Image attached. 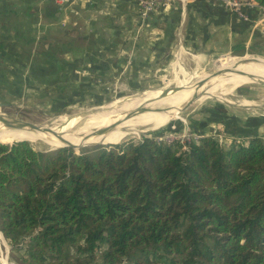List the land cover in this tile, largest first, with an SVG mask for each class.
<instances>
[{
    "label": "trees",
    "instance_id": "obj_1",
    "mask_svg": "<svg viewBox=\"0 0 264 264\" xmlns=\"http://www.w3.org/2000/svg\"><path fill=\"white\" fill-rule=\"evenodd\" d=\"M0 230L23 264H264V138L0 142Z\"/></svg>",
    "mask_w": 264,
    "mask_h": 264
},
{
    "label": "crops",
    "instance_id": "obj_2",
    "mask_svg": "<svg viewBox=\"0 0 264 264\" xmlns=\"http://www.w3.org/2000/svg\"><path fill=\"white\" fill-rule=\"evenodd\" d=\"M243 11L248 18L213 0H167L143 18L139 0H0V93L105 98L157 81L187 54H264V8Z\"/></svg>",
    "mask_w": 264,
    "mask_h": 264
},
{
    "label": "rangeland",
    "instance_id": "obj_3",
    "mask_svg": "<svg viewBox=\"0 0 264 264\" xmlns=\"http://www.w3.org/2000/svg\"><path fill=\"white\" fill-rule=\"evenodd\" d=\"M227 56L239 58H229ZM244 57L252 59L247 63L253 62L255 67H261L262 64H264V54L255 51H249L243 54H219L201 59H198L193 54H187L186 58H175L173 63L160 73L157 81L144 84L142 88L138 90L126 89L118 91L114 90L113 87L110 91V95L105 98H54V93H52L51 96L43 98H39L37 94L36 96L14 98L5 97L3 93H0V116L9 115L34 122L38 126L40 123L48 122V124L54 125V122L62 117H66L64 121L66 125H71L69 119L81 118L87 114L93 115L100 113L97 119L84 125L77 132H71L69 134L94 142L98 141L101 136L106 133L105 131L103 132V129L109 127V133L105 140H114L115 136H117L115 133L118 132L119 124H117V122L121 115L115 114L114 112H109L106 115L104 114L106 110H110L113 105L117 104L115 100L135 96V101L145 102L158 93L159 89H161L160 91H162V89H172L183 83L186 85V88L183 90V94L180 93L179 95L189 96L194 93V89L199 86V82L205 81L204 85L197 92L199 94L209 90V84L213 83L215 80L217 81L218 77L232 72L240 66L247 65L241 62ZM255 58L258 59L254 61ZM217 68L224 70L220 71L222 72L221 74L210 79V75L218 72H215ZM259 72L260 71L256 72V74L253 73V75L258 76L260 74ZM263 79L264 77L246 82H244L245 80L241 81L242 79L235 81L228 87L229 90L225 88L219 91L220 97H208L203 100L196 99L185 109L174 115V117H167L166 115H154L150 118L146 117L143 122L138 124L137 128L133 129L130 133H126V135L116 140V142L120 143L127 140L138 141L144 135H148L156 139L164 138L167 141L180 140L186 145L190 141L199 139L202 134L215 135L222 144L229 146L234 140L248 141L255 135L264 138ZM168 107L176 108L177 106H174L173 102H171L163 108L167 109ZM139 116H144V114H139L137 116L132 115L126 120L127 122H125L123 126L126 123L127 126H129L131 122L137 121ZM4 121L5 120L0 119V125L20 126L18 124H9ZM31 129L34 130L37 128ZM237 130H240L242 134L235 135L239 133ZM28 140L38 150H51L49 147L54 149L62 146L58 144L62 138L57 137L50 138L36 135L27 139V141ZM108 144L111 143L95 145ZM79 145L81 144L79 143L78 146ZM87 146L93 145H86L83 147ZM83 147L74 149L79 151ZM21 249H23L22 245L20 246V250ZM0 264H23L19 251H16L7 243L1 230ZM124 264L127 263L125 262Z\"/></svg>",
    "mask_w": 264,
    "mask_h": 264
},
{
    "label": "bare ground",
    "instance_id": "obj_4",
    "mask_svg": "<svg viewBox=\"0 0 264 264\" xmlns=\"http://www.w3.org/2000/svg\"><path fill=\"white\" fill-rule=\"evenodd\" d=\"M258 58H255L254 61H256ZM245 64V63H244ZM245 66H240L236 68L234 71L223 74L221 77H218V80L214 81L213 83H210V89L202 92V93H197L199 89L204 85V82H199V86H197L194 89V93L189 96H182L179 95L180 93L183 92V90L186 88V85L181 84L178 87L172 88V89H159L158 93H156L154 96L151 97L150 100L145 101V102H138L135 101V96L133 97H128V98H122L115 100L117 102L116 105H113L110 110H106L105 114H108L109 112L112 113L114 112L115 114L121 115L119 121L117 122L118 125V132L115 133L117 136H115V139L113 140H105L106 137L108 136L109 133V127L104 128L103 132L105 131L106 133L101 136V138L98 141L90 142L92 140H85L82 139L78 136H74L72 134H69L71 132H77L81 127H83L86 124H89L91 121L97 119L100 115V113H96L93 115H85L81 118H74V119H69V122L71 125H66L64 123L66 117H62L59 120H56L54 122V125H50L48 123H40L37 127V129H31L33 127L27 126V125H22L18 124L17 125H0V141L4 143H11L17 140H27L29 138H32L36 135L40 136H45V137H50V138H62V140L59 141L58 144L62 146H66L67 144H71L75 146L76 148L81 147L82 145L88 144V143H117L116 140L121 138L122 136L126 135V133H130L133 129L137 128L138 124L140 122H143L146 117L150 118L153 117L154 115H166L167 117H174L178 112L181 111L179 107L187 102L188 100L192 98H196L197 100H203L208 97H220L219 91L223 90L225 88L228 89V87L233 84L235 81L238 80H253V79H258L264 77V64L260 67H255L252 63H247ZM258 66V65H257ZM260 71L259 75H253V73L256 74V72ZM262 71V72H261ZM222 72L218 71L217 73L210 75V79L221 74ZM207 81V80H206ZM188 82V81H187ZM243 82V83H244ZM212 87V88H211ZM229 90V89H228ZM151 91V90H150ZM147 91V92H150ZM227 91V90H226ZM155 92V91H154ZM197 93V94H196ZM183 94V93H182ZM173 102L174 106H177L176 108H163L164 106L168 105L169 103ZM109 105V104H108ZM107 106V105H106ZM148 111V112H143V111ZM94 111V110H93ZM100 111V110H99ZM101 112V111H100ZM90 113V112H89ZM143 115L144 116H139L137 118V121L131 122L129 126H127V123L123 126L126 120L133 116L137 115ZM81 115V114H80ZM78 116V115H77ZM68 117V116H67ZM115 118V117H114ZM156 119V118H155ZM160 119V118H159ZM9 124H17V123H10L8 121H4ZM30 128V129H29ZM105 140V143H104ZM29 141V140H28ZM81 144L78 146V144ZM77 144V145H75Z\"/></svg>",
    "mask_w": 264,
    "mask_h": 264
},
{
    "label": "built area",
    "instance_id": "obj_5",
    "mask_svg": "<svg viewBox=\"0 0 264 264\" xmlns=\"http://www.w3.org/2000/svg\"><path fill=\"white\" fill-rule=\"evenodd\" d=\"M85 0H57L58 3L65 6H74ZM141 3V16L143 18L148 17L151 13H154L158 8L167 0H139ZM216 4H220L231 11L240 14L244 18H248V15L243 11V7L247 6H261L254 0H213ZM264 8V6H261Z\"/></svg>",
    "mask_w": 264,
    "mask_h": 264
},
{
    "label": "water",
    "instance_id": "obj_6",
    "mask_svg": "<svg viewBox=\"0 0 264 264\" xmlns=\"http://www.w3.org/2000/svg\"><path fill=\"white\" fill-rule=\"evenodd\" d=\"M250 60H252V59H248L247 57H244V58H242L241 62L246 63V62H249ZM223 70L224 69L217 68V70H215V72L216 71H223ZM209 74H212V73H209ZM195 100H196V98H192V99L188 100L187 102H185L184 104H182L179 107V109H181V110L185 109L189 104H191ZM0 119L5 120V121H8L10 123H17V124L27 125V126H30V127H33V128H37L38 127L34 122L27 121V120L20 119V118H16V117H12V116H9V115L8 116L2 115V116H0ZM17 141H20V140H17ZM0 142H2V141H0ZM2 143H4V142H2ZM12 143L13 142H11L10 144H12ZM95 144H103V143H88V144L82 145L81 147L86 146V145H95ZM67 146L68 147L76 148L75 146H73L71 144H67L66 146H60L59 148H61V147H67ZM49 148L52 150L51 147H49ZM54 149H57V148H54Z\"/></svg>",
    "mask_w": 264,
    "mask_h": 264
}]
</instances>
